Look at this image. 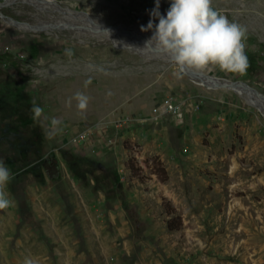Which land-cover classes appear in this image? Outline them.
Instances as JSON below:
<instances>
[{
	"label": "rangeland",
	"instance_id": "obj_1",
	"mask_svg": "<svg viewBox=\"0 0 264 264\" xmlns=\"http://www.w3.org/2000/svg\"><path fill=\"white\" fill-rule=\"evenodd\" d=\"M50 1L133 36L151 18L146 41L158 23L155 0ZM32 3L0 7V160L14 174L0 264H264V113L249 95L178 77L171 60L125 32L6 22L57 15ZM170 3L160 0L161 15ZM213 7L247 29L249 67L200 74L264 95V0ZM77 92L91 98L84 113L66 103ZM164 96L180 118L163 112ZM176 215L179 227L167 229Z\"/></svg>",
	"mask_w": 264,
	"mask_h": 264
},
{
	"label": "clouds",
	"instance_id": "obj_2",
	"mask_svg": "<svg viewBox=\"0 0 264 264\" xmlns=\"http://www.w3.org/2000/svg\"><path fill=\"white\" fill-rule=\"evenodd\" d=\"M160 0H155V7L150 17L158 20L154 32L146 45L166 53L174 63L179 77L184 70L199 71L218 68L222 72L243 75L249 67L245 52L247 29L231 21L213 7V0H171L166 15L159 12ZM153 29L150 18L141 31ZM68 55H71L69 50ZM90 83V81L86 82ZM90 97L82 92L75 93L66 101L67 105L76 102L80 113L87 111ZM31 111L34 118H39L43 109L33 102ZM61 123L53 118L51 124L56 128ZM14 178L11 169L0 160V211L10 208L14 201L6 190ZM23 264H39L38 259L26 257Z\"/></svg>",
	"mask_w": 264,
	"mask_h": 264
},
{
	"label": "bare ground",
	"instance_id": "obj_3",
	"mask_svg": "<svg viewBox=\"0 0 264 264\" xmlns=\"http://www.w3.org/2000/svg\"><path fill=\"white\" fill-rule=\"evenodd\" d=\"M28 1L33 2L41 10L53 12V13H56L57 15L53 17L52 16L48 17L47 19L38 21L34 24H18L17 27L19 28H22L25 30H40V29H44L48 27H54L55 25H58V24L66 23L67 25H64V26H67L71 29H76V30L81 31V29H87L90 24H96L95 26L103 28L106 32L110 34L111 38H114V39H115L117 32H120V33L125 32L128 35L133 36V32L127 31V28L123 25L113 27V26H109L105 24L101 20L94 21L92 20V17L90 18L89 16L82 15L75 10L71 11L69 8L64 10L62 6H59V4H55V2L53 1H50V0H28ZM133 31L136 32L137 34L134 35L132 38L140 39L141 41L140 44L146 48L147 45L145 46V44L147 42L146 41L147 32L141 31L140 27H135ZM151 47H154V46H151ZM156 52L158 55L166 58L167 60H171L170 57L166 53L160 50H157V49H156ZM184 72L185 73L187 72V68L184 70ZM186 75H188L190 78H194L197 84L206 85L208 87H216L218 86L216 82L223 83L224 81H227V80H217V78L210 77L207 75H201L199 74V72H195L192 69H189V72L186 73ZM237 89H238L237 92L240 94L241 92H246V94L248 93L246 89H240V88H237ZM257 97L253 95L251 97H248L247 99L249 102L255 103L258 110L264 113V102Z\"/></svg>",
	"mask_w": 264,
	"mask_h": 264
},
{
	"label": "water",
	"instance_id": "obj_4",
	"mask_svg": "<svg viewBox=\"0 0 264 264\" xmlns=\"http://www.w3.org/2000/svg\"><path fill=\"white\" fill-rule=\"evenodd\" d=\"M12 2V0H2L1 2H0V7H2V6H5V5H7V4H9V3H11ZM53 2H55V1H53ZM55 4H58L57 2H55ZM59 6H61V5H59ZM63 8H64V10L65 9H68V7H66V6H62ZM70 9V8H69ZM71 11H74L73 9H70ZM77 11H80V12H82V13H84V11H81V10H77ZM86 13V12H85ZM0 17H3V15L0 13ZM6 22L7 23H9V24H13L14 26H18V24L19 23H21V22H18V21H15V20H13V19H11V18H6ZM120 24H117V25H113V27H115V26H119ZM134 52V51H133ZM137 53V52H136ZM139 54V53H138ZM140 55V54H139ZM196 71H199V70H196ZM189 72V69H187V72L186 73H188ZM200 73H202V72H200L199 71V74ZM203 74V73H202ZM206 75V74H205ZM207 76H209V75H207ZM211 77H213V76H211ZM218 80V79H217ZM217 83V87H227V88H231L233 91H237L238 89L237 88H240V89H246L247 91H248V95H249V97H251V96H258L257 98H259V99H264V95L263 94H261V93H259L256 89H254V88H251L250 86H248V85H246V84H244V83H242V82H240V81H224L223 83H218V82H216ZM249 93H251V94H249ZM261 95V96H260ZM253 106H256L255 105V103H253Z\"/></svg>",
	"mask_w": 264,
	"mask_h": 264
},
{
	"label": "built area",
	"instance_id": "obj_5",
	"mask_svg": "<svg viewBox=\"0 0 264 264\" xmlns=\"http://www.w3.org/2000/svg\"><path fill=\"white\" fill-rule=\"evenodd\" d=\"M161 109L163 112L168 114H173V116H176L177 118H180L182 115V111L180 108V104L178 102L172 101L170 96H164L161 100ZM158 113L157 107H153L150 114L154 115Z\"/></svg>",
	"mask_w": 264,
	"mask_h": 264
},
{
	"label": "trees",
	"instance_id": "obj_6",
	"mask_svg": "<svg viewBox=\"0 0 264 264\" xmlns=\"http://www.w3.org/2000/svg\"><path fill=\"white\" fill-rule=\"evenodd\" d=\"M162 205H163V208H164L166 213H171L174 211L172 206L168 202H163ZM179 225H180V219L177 215L175 217L167 220V222H166V227L169 230L177 229L179 227Z\"/></svg>",
	"mask_w": 264,
	"mask_h": 264
}]
</instances>
